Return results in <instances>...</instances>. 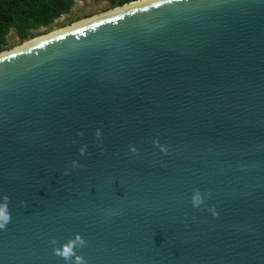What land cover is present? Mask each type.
<instances>
[{
    "label": "water",
    "instance_id": "95a60500",
    "mask_svg": "<svg viewBox=\"0 0 264 264\" xmlns=\"http://www.w3.org/2000/svg\"><path fill=\"white\" fill-rule=\"evenodd\" d=\"M38 37L0 51V264H65L50 240L77 233L88 264H264V0H131Z\"/></svg>",
    "mask_w": 264,
    "mask_h": 264
},
{
    "label": "trees",
    "instance_id": "16d2710c",
    "mask_svg": "<svg viewBox=\"0 0 264 264\" xmlns=\"http://www.w3.org/2000/svg\"><path fill=\"white\" fill-rule=\"evenodd\" d=\"M76 0H0V51L6 49L7 36L14 29L23 41L34 31L52 25L69 14ZM114 6L131 0H109Z\"/></svg>",
    "mask_w": 264,
    "mask_h": 264
},
{
    "label": "clouds",
    "instance_id": "9594fccd",
    "mask_svg": "<svg viewBox=\"0 0 264 264\" xmlns=\"http://www.w3.org/2000/svg\"><path fill=\"white\" fill-rule=\"evenodd\" d=\"M78 135L83 136L84 133L80 132ZM102 135V132L100 129L96 130V136L99 139ZM154 145L159 147L160 151L163 153L168 152V146L166 144H161L159 139H155L153 141ZM130 151L135 153L137 151L136 147L133 145L130 147ZM80 155H86L88 154V146L85 144L82 147L79 148ZM72 168H83L84 165L79 163L78 161L73 160L71 162ZM65 175H68L69 172L66 169L64 172ZM210 196L211 193H208ZM205 196L200 192L199 189H195L193 191L192 197H191V204L193 207L199 208L204 203ZM9 201L10 197L7 194H3L0 196V230L6 229L7 225L12 220L11 211L9 208ZM22 205L27 204L26 201H21ZM209 211L212 212L214 216H218L219 213L215 210V208H209ZM193 220H195V217H193ZM51 245L53 246L52 251L53 255L60 257L65 264H88L87 259L81 255L78 254L77 249H82L87 246L88 241L84 238L83 235L77 233L75 234L74 238H69L67 242L60 244V241L57 238H52L50 240ZM59 245V246H57Z\"/></svg>",
    "mask_w": 264,
    "mask_h": 264
},
{
    "label": "rangeland",
    "instance_id": "374dc122",
    "mask_svg": "<svg viewBox=\"0 0 264 264\" xmlns=\"http://www.w3.org/2000/svg\"><path fill=\"white\" fill-rule=\"evenodd\" d=\"M114 6L109 0H76L72 11L69 14H64L60 18L56 19L55 22L48 27H41L34 31V36L46 35L57 29L72 25L83 19L90 18L92 16L107 12L113 9ZM29 39V38H28ZM21 40L13 29L7 36L6 49L10 50L12 48L22 45L26 40Z\"/></svg>",
    "mask_w": 264,
    "mask_h": 264
},
{
    "label": "bare ground",
    "instance_id": "6f19581e",
    "mask_svg": "<svg viewBox=\"0 0 264 264\" xmlns=\"http://www.w3.org/2000/svg\"><path fill=\"white\" fill-rule=\"evenodd\" d=\"M59 30H61V29H57V30H55V31H53V32H51V33H54V32L59 31ZM51 33H49V34H51ZM49 34H46V35H49ZM46 35H41V36H39L38 38L44 37V36H46ZM29 42H31V41H29ZM27 43H28V42H27Z\"/></svg>",
    "mask_w": 264,
    "mask_h": 264
}]
</instances>
